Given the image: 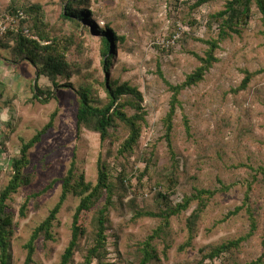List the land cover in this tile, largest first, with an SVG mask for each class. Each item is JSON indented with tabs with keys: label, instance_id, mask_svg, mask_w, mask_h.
<instances>
[{
	"label": "rangeland",
	"instance_id": "374dc122",
	"mask_svg": "<svg viewBox=\"0 0 264 264\" xmlns=\"http://www.w3.org/2000/svg\"><path fill=\"white\" fill-rule=\"evenodd\" d=\"M66 2L0 0L1 14L15 6L41 7L43 22L51 26L45 32L49 38H57L55 50L63 54L66 70L55 78L57 88L47 77L38 78V86L53 93L48 103L41 104L33 99L32 86L42 66L29 54L20 55L14 42L0 39V189L10 180L12 160L18 158L21 145L55 114L52 127L27 153L29 163L24 172L35 175L34 183L20 188L7 203L14 215L9 238L12 264H24V245L58 203L61 179L71 162H75L77 174L83 173L86 182L94 184L99 158L111 165V181L120 193L128 190L123 203L114 197L115 205L108 210L107 262L130 264L136 248L160 225L156 218H135L127 203L136 199L137 208L154 209L156 203L163 202L157 194L169 193L164 177L175 174L174 193L169 197L172 204L181 203L195 190L219 189V182L232 187L209 201L200 213L191 246L181 251L179 247L188 236L186 220L196 209V202L172 217L170 247L159 262L152 264H197L210 247L239 238L242 241L231 254L207 259L203 264H253L257 260L260 262L256 264H264V183L252 182L249 169L264 165V73L252 78L246 89L232 92L244 78L242 71L264 68V39L257 8L253 6L246 24L240 25V35L221 43L215 52L218 62L204 80L180 93L170 134L171 155L164 139L171 93L164 80L180 85L199 66L193 54L203 57L208 49L199 40L217 38V25L209 28V16L222 10L226 0H214L196 10H192L196 0H85L89 14L78 27L60 18ZM99 31H110L116 38L115 58L108 73L102 64ZM122 83L141 93L146 115L132 155L116 158L126 130L121 126L116 129L121 139L104 142L96 133L78 131L76 92L87 88L91 103L101 107L106 103V84ZM126 113L131 116L135 111L127 108ZM119 173L129 188L117 182ZM250 182L246 207L225 219L243 205ZM78 203L76 197L66 199L57 216L53 240L35 242L34 264L59 263L70 241L71 219ZM103 204L101 200L96 208ZM96 208L82 217L88 232ZM249 215L255 221L253 231ZM153 244L159 252L164 250L161 240ZM89 245L85 238L80 242L72 264H83Z\"/></svg>",
	"mask_w": 264,
	"mask_h": 264
},
{
	"label": "trees",
	"instance_id": "16d2710c",
	"mask_svg": "<svg viewBox=\"0 0 264 264\" xmlns=\"http://www.w3.org/2000/svg\"><path fill=\"white\" fill-rule=\"evenodd\" d=\"M85 0H67L62 8L60 18L69 23H73L78 27L80 20L86 19L89 10L86 7ZM214 0H196L192 5V10L210 3ZM256 7L260 14V23L262 26L261 36L264 39V0H226L225 6L219 12L209 16V28L213 24L217 25V38L207 41L199 40L207 45L203 57L193 54L199 61V66L189 75L186 76L184 82L180 85H171L164 80L169 92L171 93L169 101V111L164 118L165 135L164 139L167 143L169 152L173 155L171 149V131L173 128V118L176 108L180 106L178 97L180 93L186 89L198 85L204 80L206 73L213 67L218 59L215 56L216 50L220 48L222 42L231 39L232 35H240V25L246 24L252 7ZM23 14V18H15L18 13ZM43 10L38 5L30 6H15L9 13H0V18L9 16L14 19L6 25L4 33L0 34V39L7 38L14 42V49L20 55L29 54L42 66L38 72V77L32 86L33 99L41 104H46L50 100L53 93L49 89L43 91L38 86L37 80L40 76L47 77L54 87H59L55 83L57 76L65 73L63 57L60 52L55 50L57 38L48 37L45 29L50 28V24L43 22ZM28 16V17H27ZM46 19V18H45ZM95 31H98L97 29ZM102 43V64L104 71L109 72L112 62L115 58L114 45L116 38L110 31L106 33L99 31ZM103 33V34H101ZM122 41L123 39L120 38ZM5 42V41H4ZM69 42L71 40L69 39ZM8 43V42H7ZM42 43V44H41ZM54 45H52V44ZM52 46H51V45ZM18 55V54H16ZM37 58V59H36ZM244 78L240 86L232 90L236 93L247 88L252 78L264 73V68L255 72L247 70L242 71ZM69 87V86H67ZM89 90L81 88L76 92L77 110H76V126L78 131L85 129L87 131L99 135L100 141L121 139L116 129L121 126L126 130V136L116 152L117 157H127L132 155L135 146L141 136L142 124L145 123V112L141 106L142 96L137 88L130 86L128 83L119 85L106 84L105 99L106 103L97 107L91 103ZM130 108L135 111L134 115L129 116L126 109ZM55 114H52L49 122L38 131L27 143H23L19 150L18 158L12 160L11 177L7 185L0 189V264H12V258L9 253V238L12 234L14 215L10 212L8 202L11 197L18 192L20 188L27 187L34 183L35 175L25 173L24 170L28 165V151L40 141L41 137L52 127ZM185 131L189 132L187 120L184 118ZM173 160V159H172ZM173 163H175L173 161ZM253 172L252 182L264 183V165L254 169L249 167ZM175 173V172H174ZM168 194H157V198L161 197L162 203H156L154 209L137 208L136 199H132L127 203V208L131 210L135 218L149 217L161 220L160 225L152 231V233L142 242L134 252V259L130 264H152L160 261V255H165L169 249L170 238V219L180 215L186 211L190 205L196 202L197 207L186 220L187 241L179 247V250H184L191 246L192 240L196 233L197 223L200 213L207 207L209 201L218 193L227 192L232 185H224L221 182L220 188L215 190H195L193 194L184 197L181 203L172 204L169 200L171 194L174 193L175 174L164 177ZM116 180L120 185L126 183L129 188V182L125 181L123 174L119 173ZM247 184L246 195L244 196L243 205L235 208L230 212L225 219L239 213L246 207L248 202V192L251 190V184ZM123 191V190H122ZM128 190L125 192L119 191L117 184L111 181V165L101 158L97 161V178L93 183L86 182L84 174L76 173L75 162L72 161L66 175L61 179V192L58 203L49 211L48 216L32 231V234L24 245L26 252L24 264H34L35 242L39 239L44 241L53 240V230L58 223L57 216L59 211L69 196L79 199V203L74 209L70 226V241L65 248L58 264H72L75 253L80 250V242L85 238L88 240L89 247L86 249V255L83 258V264H113L106 260L108 251L106 249V231L108 223V210L115 205L114 197H118L119 203H123ZM37 195V194H36ZM34 195V196H36ZM104 200L102 207L96 208L98 203ZM25 204L20 210V214L24 215ZM96 208L92 217L90 226L91 232L82 224V217L89 214L92 209ZM247 212L249 210L247 209ZM84 215V216H83ZM251 221V230L255 229V221L249 215ZM154 240H161L164 244V250L159 252L154 246ZM242 238L224 242L218 246L210 247L207 256H203L202 260L197 264H203L205 260H213L223 254H231L232 250L237 249ZM260 260L253 264L259 263Z\"/></svg>",
	"mask_w": 264,
	"mask_h": 264
},
{
	"label": "built area",
	"instance_id": "2783aa9c",
	"mask_svg": "<svg viewBox=\"0 0 264 264\" xmlns=\"http://www.w3.org/2000/svg\"><path fill=\"white\" fill-rule=\"evenodd\" d=\"M15 18L21 19L23 18V14L20 12ZM13 21L14 19L9 16H4V18H0V34L4 33L6 30V25Z\"/></svg>",
	"mask_w": 264,
	"mask_h": 264
}]
</instances>
